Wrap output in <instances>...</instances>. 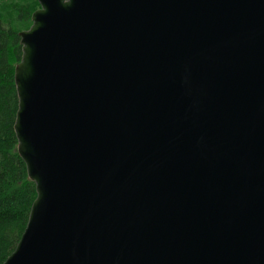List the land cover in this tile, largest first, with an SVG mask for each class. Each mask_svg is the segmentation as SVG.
I'll list each match as a JSON object with an SVG mask.
<instances>
[{"label": "water", "instance_id": "obj_1", "mask_svg": "<svg viewBox=\"0 0 264 264\" xmlns=\"http://www.w3.org/2000/svg\"><path fill=\"white\" fill-rule=\"evenodd\" d=\"M3 264H264V0H36Z\"/></svg>", "mask_w": 264, "mask_h": 264}, {"label": "trees", "instance_id": "obj_2", "mask_svg": "<svg viewBox=\"0 0 264 264\" xmlns=\"http://www.w3.org/2000/svg\"><path fill=\"white\" fill-rule=\"evenodd\" d=\"M38 8L36 0H0V264L15 250L36 198L13 126L18 109L14 67L22 54L18 34L30 28Z\"/></svg>", "mask_w": 264, "mask_h": 264}]
</instances>
